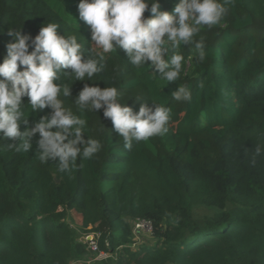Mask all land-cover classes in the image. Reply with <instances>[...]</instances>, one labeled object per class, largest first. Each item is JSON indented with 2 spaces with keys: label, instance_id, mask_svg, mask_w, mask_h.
<instances>
[{
  "label": "trees",
  "instance_id": "obj_1",
  "mask_svg": "<svg viewBox=\"0 0 264 264\" xmlns=\"http://www.w3.org/2000/svg\"><path fill=\"white\" fill-rule=\"evenodd\" d=\"M79 2L0 0V62L14 42L12 28L34 38L54 22L60 34H76L89 47ZM179 2L161 0V10L172 12ZM227 7L218 25L202 26L195 37L204 40L203 61L194 46H181L177 82L165 86L147 66L135 69L119 49L106 54L98 74L104 81H93L117 87L135 111L141 104L170 107L166 134L128 148L103 109L86 113L85 138L101 149L70 173L36 158L39 134L29 153L0 140V264H69L87 248L80 231L91 230L101 233V249L118 253L91 264H264V0ZM93 82L77 81L66 105L75 111L79 92ZM179 84L189 88V101L171 97ZM50 115L33 113L28 126ZM137 219L151 221L153 245L131 246Z\"/></svg>",
  "mask_w": 264,
  "mask_h": 264
},
{
  "label": "clouds",
  "instance_id": "obj_2",
  "mask_svg": "<svg viewBox=\"0 0 264 264\" xmlns=\"http://www.w3.org/2000/svg\"><path fill=\"white\" fill-rule=\"evenodd\" d=\"M231 3L233 0H180L169 12L161 10V0H80L79 19L91 29L87 48L76 34H60L61 27L54 22L44 23L34 38L23 34V27L9 29L14 42L7 44V55L0 62V140L11 141L8 146L17 152L29 153L39 134L36 158L55 162L61 172L70 173L78 159L88 160L101 149L97 139L85 138L86 113L103 109L104 118L112 122L128 148L133 140L166 134L170 107L141 104L135 111L122 102L117 87L102 88L93 82L104 81L98 74L106 67V54L122 50L135 69L147 66L165 86L177 82L185 61L181 46H194L197 58L203 61L204 40L195 37L202 26L218 25ZM146 11L149 17H145ZM77 81L93 83L84 84L74 111L64 98L71 97ZM171 97L189 101L191 92L179 84ZM45 109H51L50 117L42 116L28 126L29 117ZM21 125L28 127L21 130ZM261 151L257 146L256 154Z\"/></svg>",
  "mask_w": 264,
  "mask_h": 264
},
{
  "label": "built area",
  "instance_id": "obj_3",
  "mask_svg": "<svg viewBox=\"0 0 264 264\" xmlns=\"http://www.w3.org/2000/svg\"><path fill=\"white\" fill-rule=\"evenodd\" d=\"M132 227L134 231V241H135V235L138 233V231H142L145 229L146 231L152 232V223L151 221L147 220H134L132 222ZM89 229H92V227H89ZM82 238V242L86 245L87 249L91 251L94 255V257L90 260H87V264H91L95 261H101L105 260L110 257H117L118 253H112L108 250H103L100 248L99 239L101 236V233L98 231H89L84 233ZM106 246H108V242L106 241ZM120 250V247L118 248Z\"/></svg>",
  "mask_w": 264,
  "mask_h": 264
},
{
  "label": "rangeland",
  "instance_id": "obj_4",
  "mask_svg": "<svg viewBox=\"0 0 264 264\" xmlns=\"http://www.w3.org/2000/svg\"><path fill=\"white\" fill-rule=\"evenodd\" d=\"M72 215L74 217L75 224L78 225L82 221L81 214L76 211H72ZM82 232L78 235V240L82 241ZM156 242V239L152 235V232L146 231L143 229L142 231H138L135 235V241L132 243L133 248H137L138 246L150 244L153 245ZM94 257L93 253L89 251L87 248L84 253H79L75 258L70 259L69 264H85L87 260H90Z\"/></svg>",
  "mask_w": 264,
  "mask_h": 264
}]
</instances>
